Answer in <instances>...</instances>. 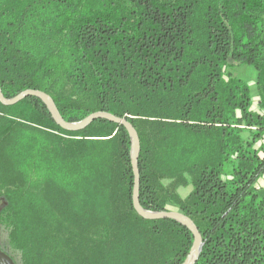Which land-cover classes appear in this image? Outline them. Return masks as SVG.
Wrapping results in <instances>:
<instances>
[{
    "label": "trees",
    "instance_id": "1",
    "mask_svg": "<svg viewBox=\"0 0 264 264\" xmlns=\"http://www.w3.org/2000/svg\"><path fill=\"white\" fill-rule=\"evenodd\" d=\"M0 88L44 91L67 122L126 118L140 204L192 219L194 264H264V0H0ZM130 152L107 119L67 131L37 97L0 102V224L22 264H182L193 235L136 213Z\"/></svg>",
    "mask_w": 264,
    "mask_h": 264
},
{
    "label": "water",
    "instance_id": "2",
    "mask_svg": "<svg viewBox=\"0 0 264 264\" xmlns=\"http://www.w3.org/2000/svg\"><path fill=\"white\" fill-rule=\"evenodd\" d=\"M34 96L39 99L45 104L48 111L50 112L52 118L55 122L64 130L67 131H79L87 127L90 123H92L96 119H107L111 122H114L118 125L123 126L131 140V152H130V160H131V169L133 174V190H132V205L134 210L138 215L142 218L155 220V219H173L181 223L182 225L186 226L193 235V242L191 248L182 262V264H194L196 261L202 245V237L198 231L197 226L195 223L185 215L184 213L176 210H162V211H148L142 208L140 201H139V184H140V176H139V169H138V157L140 152V140L138 133L132 123L124 117L115 116L106 111H95L87 115L80 121L77 122H67L61 116L58 108L56 107L52 97L45 93L44 91L38 89H26L16 96L12 98H6L3 96L1 88H0V102L4 105H14L19 101L23 100L26 97Z\"/></svg>",
    "mask_w": 264,
    "mask_h": 264
},
{
    "label": "rangeland",
    "instance_id": "3",
    "mask_svg": "<svg viewBox=\"0 0 264 264\" xmlns=\"http://www.w3.org/2000/svg\"><path fill=\"white\" fill-rule=\"evenodd\" d=\"M231 72L234 76L239 77L246 81L250 86V92L252 96L253 108L257 109V89L255 86L256 81V71L246 65H241L231 69ZM163 184L168 189H174L180 195L181 198H185L186 195L191 190V186H175L171 183L170 180L164 179ZM6 205V202L2 196H0V210ZM167 210H176L179 211L173 204L168 202L166 204ZM0 235L3 236L4 241H0V255L8 258L11 264H22L20 252L13 250L8 243V228L3 224H0Z\"/></svg>",
    "mask_w": 264,
    "mask_h": 264
},
{
    "label": "crops",
    "instance_id": "4",
    "mask_svg": "<svg viewBox=\"0 0 264 264\" xmlns=\"http://www.w3.org/2000/svg\"><path fill=\"white\" fill-rule=\"evenodd\" d=\"M257 185L260 188L264 189V173L258 179ZM3 239H4L3 236L0 235V241H4ZM0 264H11V263L6 257L0 255Z\"/></svg>",
    "mask_w": 264,
    "mask_h": 264
},
{
    "label": "bare ground",
    "instance_id": "5",
    "mask_svg": "<svg viewBox=\"0 0 264 264\" xmlns=\"http://www.w3.org/2000/svg\"><path fill=\"white\" fill-rule=\"evenodd\" d=\"M4 257V256H3ZM8 259V258H7Z\"/></svg>",
    "mask_w": 264,
    "mask_h": 264
}]
</instances>
